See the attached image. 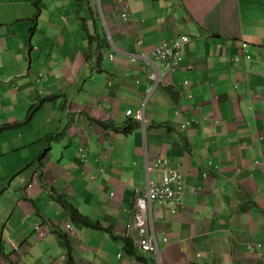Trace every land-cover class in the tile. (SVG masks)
<instances>
[{"label":"crops","instance_id":"obj_1","mask_svg":"<svg viewBox=\"0 0 264 264\" xmlns=\"http://www.w3.org/2000/svg\"><path fill=\"white\" fill-rule=\"evenodd\" d=\"M180 34L153 85L143 54ZM263 42L264 0H0V264H264ZM156 156L185 184L152 204L157 255L123 238Z\"/></svg>","mask_w":264,"mask_h":264},{"label":"built area","instance_id":"obj_2","mask_svg":"<svg viewBox=\"0 0 264 264\" xmlns=\"http://www.w3.org/2000/svg\"><path fill=\"white\" fill-rule=\"evenodd\" d=\"M120 16L125 21L133 19L126 11L121 12ZM188 41L189 37L187 35L180 34L154 46L148 54H143L146 60L154 62L152 71L147 74L153 85L157 84L166 72L174 71L179 67L183 60L182 47ZM141 43V39H138L137 44L141 45ZM247 45L246 42L240 44L242 54L234 56L233 60L235 62L243 58L250 59V55L247 53ZM109 56L112 58L113 54ZM187 67H192L191 61L187 63ZM137 81L138 79L135 82ZM151 89L152 87H149L147 93ZM126 115L131 116L135 120H144L142 108L137 110L129 108L126 110ZM187 126L188 122L181 124L183 129L187 128ZM81 154L84 155L83 152ZM144 166L146 172L145 187L143 191L135 190V197L132 201L133 216L125 225V233L130 236L132 248L157 255L158 245L152 222V204H162L171 213H176L183 206L185 184L181 172L171 165L167 157L156 156L151 160H146ZM99 170L102 172L104 169L99 167ZM151 173H153V177L150 176ZM203 174L207 175L206 172ZM65 226L66 228L71 227L70 224ZM35 228L39 237H43L46 234V230L40 223ZM118 255L120 256L121 253Z\"/></svg>","mask_w":264,"mask_h":264},{"label":"trees","instance_id":"obj_3","mask_svg":"<svg viewBox=\"0 0 264 264\" xmlns=\"http://www.w3.org/2000/svg\"><path fill=\"white\" fill-rule=\"evenodd\" d=\"M263 46H264V42H263ZM47 97L44 98H40L38 101H36L27 111V118L29 116H31L42 104V102L46 99ZM124 132H128L129 129H123ZM52 135H48L47 137H51ZM65 206L67 208V211L69 212L70 216L72 219L84 224L85 226L88 227H92L95 229H105L107 231H111V229L109 227H105L103 226L99 221L97 220H93L90 219L89 217H87L86 215H84L82 212H80L76 207H74L71 203H66L65 202ZM124 241L126 243L127 246H131V240L128 237H123ZM59 243L61 245L66 244V235L65 234H59ZM65 264H75L74 259L72 258V256L69 254L67 255L66 259H65ZM196 264V263H195Z\"/></svg>","mask_w":264,"mask_h":264}]
</instances>
